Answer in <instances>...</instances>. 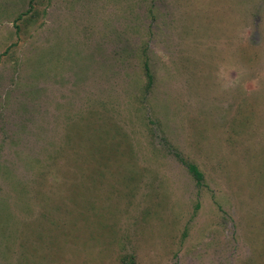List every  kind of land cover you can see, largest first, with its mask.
<instances>
[{"label":"rangeland","instance_id":"374dc122","mask_svg":"<svg viewBox=\"0 0 264 264\" xmlns=\"http://www.w3.org/2000/svg\"><path fill=\"white\" fill-rule=\"evenodd\" d=\"M0 264H264V0H0Z\"/></svg>","mask_w":264,"mask_h":264},{"label":"trees","instance_id":"16d2710c","mask_svg":"<svg viewBox=\"0 0 264 264\" xmlns=\"http://www.w3.org/2000/svg\"><path fill=\"white\" fill-rule=\"evenodd\" d=\"M144 71H145L146 77H147L148 82H149L150 76L147 72L146 64H144ZM186 168L197 180L200 179L201 174L197 171L196 167L193 164H187Z\"/></svg>","mask_w":264,"mask_h":264}]
</instances>
